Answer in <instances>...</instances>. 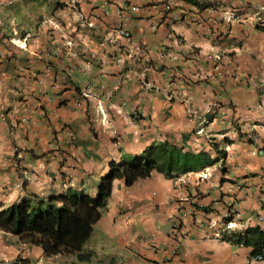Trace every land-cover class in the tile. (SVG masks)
<instances>
[{
    "label": "crops",
    "instance_id": "obj_1",
    "mask_svg": "<svg viewBox=\"0 0 264 264\" xmlns=\"http://www.w3.org/2000/svg\"><path fill=\"white\" fill-rule=\"evenodd\" d=\"M199 1L0 0L4 204L94 195L112 160L155 141L226 150L224 172L115 179L90 258L33 246L30 264H264L207 226L264 228V0Z\"/></svg>",
    "mask_w": 264,
    "mask_h": 264
},
{
    "label": "trees",
    "instance_id": "obj_2",
    "mask_svg": "<svg viewBox=\"0 0 264 264\" xmlns=\"http://www.w3.org/2000/svg\"><path fill=\"white\" fill-rule=\"evenodd\" d=\"M202 6L199 0H190ZM217 156L206 151L184 150L170 140L155 141L142 153L119 161L112 160L99 180L96 194L83 189L52 194L46 198L28 195L0 208V230L17 236L20 242L39 246L46 256L74 254L79 260L90 258L84 245L91 237L102 209L107 205L115 179L126 185L159 172L168 177L196 171L221 160L225 171L226 150L215 146ZM230 220L231 216L223 218ZM234 244L249 247L250 256L264 259V228L248 226L223 236Z\"/></svg>",
    "mask_w": 264,
    "mask_h": 264
},
{
    "label": "rangeland",
    "instance_id": "obj_3",
    "mask_svg": "<svg viewBox=\"0 0 264 264\" xmlns=\"http://www.w3.org/2000/svg\"><path fill=\"white\" fill-rule=\"evenodd\" d=\"M96 192L94 193V195ZM6 206L3 201H0V208ZM33 246L25 242H20L17 236L10 233H5L0 230V250L1 255L4 251L3 257L0 259L2 264H30L31 257H37L39 251L35 252ZM30 248V249H28ZM65 255V254H62ZM68 255V254H67Z\"/></svg>",
    "mask_w": 264,
    "mask_h": 264
},
{
    "label": "built area",
    "instance_id": "obj_4",
    "mask_svg": "<svg viewBox=\"0 0 264 264\" xmlns=\"http://www.w3.org/2000/svg\"><path fill=\"white\" fill-rule=\"evenodd\" d=\"M116 33L121 36V37H124L126 38L127 40L130 41L131 39V34L129 32L128 29H126L125 27L123 26H120L116 29ZM217 60L220 59V57L218 56L216 58ZM205 120L204 119H201L199 122H198V127L196 129V133L197 134H204V124ZM202 177H206V174H203ZM231 216V219L230 220H222V222L218 223L217 221L215 220H212V219H209L208 223H207V226L210 227L212 229V232H211V237H215V238H223V236H225L226 234H229L231 231H235L237 230L236 229V223L234 221V219L232 218L233 217V213H229V214H226L225 217H229ZM224 217V218H225ZM199 223V222H198ZM201 225L203 224L202 221H200ZM200 224L198 225V228H202ZM210 236V235H209ZM254 259H260L259 256L257 257H253Z\"/></svg>",
    "mask_w": 264,
    "mask_h": 264
}]
</instances>
